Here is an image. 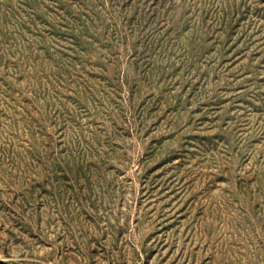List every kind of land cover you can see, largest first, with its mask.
I'll list each match as a JSON object with an SVG mask.
<instances>
[{
  "label": "rangeland",
  "instance_id": "rangeland-1",
  "mask_svg": "<svg viewBox=\"0 0 264 264\" xmlns=\"http://www.w3.org/2000/svg\"><path fill=\"white\" fill-rule=\"evenodd\" d=\"M0 264H264V0H0Z\"/></svg>",
  "mask_w": 264,
  "mask_h": 264
}]
</instances>
